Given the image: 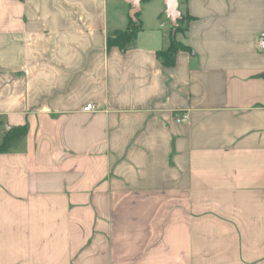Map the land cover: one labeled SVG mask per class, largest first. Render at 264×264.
Returning a JSON list of instances; mask_svg holds the SVG:
<instances>
[{
    "label": "crops",
    "instance_id": "1",
    "mask_svg": "<svg viewBox=\"0 0 264 264\" xmlns=\"http://www.w3.org/2000/svg\"><path fill=\"white\" fill-rule=\"evenodd\" d=\"M178 3L0 0V264H264V0Z\"/></svg>",
    "mask_w": 264,
    "mask_h": 264
},
{
    "label": "trees",
    "instance_id": "2",
    "mask_svg": "<svg viewBox=\"0 0 264 264\" xmlns=\"http://www.w3.org/2000/svg\"><path fill=\"white\" fill-rule=\"evenodd\" d=\"M146 1V0H145ZM186 17L183 16L178 21V27L174 31V27L171 26L169 32V45L165 50L158 52L157 56L166 67H174L176 55L180 50L187 49L179 40L178 35L185 32L183 26H185ZM142 31V23L136 16V20L130 19L129 27L124 31H112L108 34V47H118L123 53H126L130 49L134 48L137 42L138 34ZM28 134V127L13 128L9 130L4 138L2 145L0 146V154L7 153L13 150L22 140L26 138Z\"/></svg>",
    "mask_w": 264,
    "mask_h": 264
},
{
    "label": "water",
    "instance_id": "3",
    "mask_svg": "<svg viewBox=\"0 0 264 264\" xmlns=\"http://www.w3.org/2000/svg\"><path fill=\"white\" fill-rule=\"evenodd\" d=\"M145 0H128V3L132 6L131 10V18L133 20H136V15L141 10V4ZM166 9H167V15L172 23V26L174 27V31L178 27V21L181 19V12L179 10V3L178 0H164Z\"/></svg>",
    "mask_w": 264,
    "mask_h": 264
},
{
    "label": "built area",
    "instance_id": "4",
    "mask_svg": "<svg viewBox=\"0 0 264 264\" xmlns=\"http://www.w3.org/2000/svg\"><path fill=\"white\" fill-rule=\"evenodd\" d=\"M258 46L260 48L261 51H264V32L262 34H260L259 38H258ZM95 109V106L93 104H88L85 108L84 111L85 112H91ZM188 120V116H182L179 119V122H186Z\"/></svg>",
    "mask_w": 264,
    "mask_h": 264
},
{
    "label": "rangeland",
    "instance_id": "5",
    "mask_svg": "<svg viewBox=\"0 0 264 264\" xmlns=\"http://www.w3.org/2000/svg\"><path fill=\"white\" fill-rule=\"evenodd\" d=\"M184 27H185V26H183V30H182V31H184V30H185V29H184ZM168 29H171V27H170V28H168ZM183 34H184V33H183Z\"/></svg>",
    "mask_w": 264,
    "mask_h": 264
}]
</instances>
